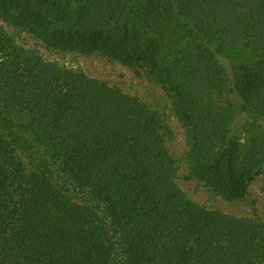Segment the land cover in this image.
<instances>
[{"label":"trees","instance_id":"16d2710c","mask_svg":"<svg viewBox=\"0 0 264 264\" xmlns=\"http://www.w3.org/2000/svg\"><path fill=\"white\" fill-rule=\"evenodd\" d=\"M58 51L146 71L188 175L228 201L264 176V0H0ZM161 114L0 30V264H264V220L191 200Z\"/></svg>","mask_w":264,"mask_h":264},{"label":"rangeland","instance_id":"374dc122","mask_svg":"<svg viewBox=\"0 0 264 264\" xmlns=\"http://www.w3.org/2000/svg\"><path fill=\"white\" fill-rule=\"evenodd\" d=\"M2 30L18 48L37 54L47 63L72 68L87 76L116 85L137 96L161 114L166 126L165 142L176 160L175 183L191 200L209 208L253 221L264 220V176L257 175L250 183L247 195L241 200L228 201L202 182L188 175L187 145L184 129L172 109L169 95L140 68H129L98 53L58 51L46 47L25 30L0 20Z\"/></svg>","mask_w":264,"mask_h":264}]
</instances>
